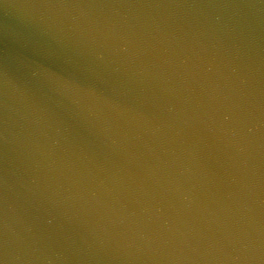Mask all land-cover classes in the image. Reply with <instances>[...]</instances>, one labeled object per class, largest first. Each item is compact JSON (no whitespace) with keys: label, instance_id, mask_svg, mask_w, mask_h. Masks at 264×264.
<instances>
[{"label":"water","instance_id":"water-1","mask_svg":"<svg viewBox=\"0 0 264 264\" xmlns=\"http://www.w3.org/2000/svg\"><path fill=\"white\" fill-rule=\"evenodd\" d=\"M4 264H264V0H0Z\"/></svg>","mask_w":264,"mask_h":264},{"label":"snow or ice","instance_id":"snow-or-ice-1","mask_svg":"<svg viewBox=\"0 0 264 264\" xmlns=\"http://www.w3.org/2000/svg\"><path fill=\"white\" fill-rule=\"evenodd\" d=\"M0 264H4V261L3 260H0Z\"/></svg>","mask_w":264,"mask_h":264}]
</instances>
